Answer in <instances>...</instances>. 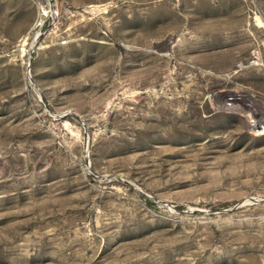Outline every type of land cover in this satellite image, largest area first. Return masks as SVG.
Segmentation results:
<instances>
[{
  "label": "rangeland",
  "instance_id": "rangeland-1",
  "mask_svg": "<svg viewBox=\"0 0 264 264\" xmlns=\"http://www.w3.org/2000/svg\"><path fill=\"white\" fill-rule=\"evenodd\" d=\"M0 264H264V0H0Z\"/></svg>",
  "mask_w": 264,
  "mask_h": 264
},
{
  "label": "trees",
  "instance_id": "trees-1",
  "mask_svg": "<svg viewBox=\"0 0 264 264\" xmlns=\"http://www.w3.org/2000/svg\"><path fill=\"white\" fill-rule=\"evenodd\" d=\"M149 204H152L151 202H148ZM222 207L226 206L225 204L221 205ZM176 209H180V206H176Z\"/></svg>",
  "mask_w": 264,
  "mask_h": 264
}]
</instances>
